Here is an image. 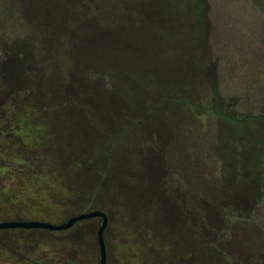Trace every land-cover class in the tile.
<instances>
[{
	"label": "rangeland",
	"instance_id": "374dc122",
	"mask_svg": "<svg viewBox=\"0 0 264 264\" xmlns=\"http://www.w3.org/2000/svg\"><path fill=\"white\" fill-rule=\"evenodd\" d=\"M67 5L0 0V58L19 39L49 74L24 75L19 122L2 131L0 221L58 223L100 209L107 264H264V0H208L200 16L191 0H80L87 14L73 9L69 21ZM65 23L72 35L57 40ZM208 51L234 113L261 116L197 121L167 101L137 118L188 75L185 94L206 99L183 58ZM97 69L109 79L87 75ZM100 220L0 229V264L61 252L55 264H98Z\"/></svg>",
	"mask_w": 264,
	"mask_h": 264
},
{
	"label": "trees",
	"instance_id": "16d2710c",
	"mask_svg": "<svg viewBox=\"0 0 264 264\" xmlns=\"http://www.w3.org/2000/svg\"><path fill=\"white\" fill-rule=\"evenodd\" d=\"M67 8H64L63 10V19H68V14L70 12H73V9L75 12L79 13V15H82L81 17H85L87 14L86 11L84 12H78V2L80 3V0H65ZM85 1H90V0H85ZM192 4L195 5L194 10L196 14L199 16L201 15V9H203L204 5H207L208 0H191ZM72 2V4L70 3ZM203 4V6H202ZM68 8L71 9L68 11ZM81 8V5L79 7ZM68 12V14H67ZM46 15V9H45ZM76 13V14H77ZM75 13H73V19H74ZM76 16V15H75ZM198 16V17H199ZM48 17V16H46ZM54 17H60L62 18V12L59 13L58 15L55 14ZM72 17V16H71ZM49 18V17H48ZM59 20V19H57ZM72 20L71 19H68ZM59 22V21H58ZM28 23L30 24L31 28L32 25H35L38 28V25L36 22H33V19H29ZM28 24V25H29ZM66 24V23H65ZM70 24H66L64 28L62 29V32L58 33L59 36H53L57 40L60 38H66V37H71L72 32L68 29V26ZM35 29V28H34ZM37 30V29H36ZM40 30V29H38ZM42 31V30H41ZM43 33V37L47 39L49 34H47V31ZM35 34L28 33V40H32L31 38H34ZM26 38V37H22ZM19 39H16L13 41L12 45L7 49V51L2 55V58H0V105H2L1 110H0V137H2L3 134V129L5 128H12V126L17 125L16 123L19 119V111H16L17 108H20V105H22V99H25V95H23L25 88L28 87V84L30 82L28 81L27 78L24 77L26 76L27 73L34 75V71L37 73L45 74L48 75V62L43 61V62H38L37 65H32L33 60L30 56V47L25 48L24 45H20L21 42H19ZM56 45L58 42H55ZM129 47V46H127ZM201 48V47H200ZM210 51H208V54H206L203 57H197L196 55L188 58L185 57L183 58V61L185 63V67H187V64L189 63L190 65V70L193 72L194 80L198 83L203 84V89L206 90L207 97L206 99L199 100L198 97L194 96L191 97V95L187 96L185 94V91H187V88L189 86V75L188 77L186 76L183 80L182 83H180L177 80V84H174L173 87L166 88L164 90L158 91L156 94H154V97H149V102L147 104H144L145 108H142V112L137 118H143L146 116V114L149 112L151 108H153L156 104L158 105L160 102H167V101H172L175 103H181V106L188 110L192 115H195L198 121V117H214L217 120H221L222 117L231 119L232 122L234 123H240L243 122L245 119H255L259 116L260 114H251V113H240L236 114L233 111V108L237 104L236 102V95H226L220 92V86H219V72L217 71V66L218 63L216 62V58L214 54H209ZM48 61V59H47ZM92 74L87 73V75H93L95 77H107V75L97 69L94 71H90ZM94 72V73H93ZM38 75V74H37ZM22 77L25 78L24 83H20L22 80ZM109 79V78H108ZM40 82V80H38ZM192 83V81H191ZM30 86V85H29ZM40 87V85H39ZM116 94V93H115ZM10 101V105L6 107V103ZM55 104H57L55 102ZM225 108V110H223ZM144 109V110H143ZM228 113L229 115L225 114ZM19 122V121H18ZM15 124V125H14ZM118 138V134H115L113 136H110L108 139V146H107V151L104 152L105 158H104V163H103V169L101 173H99V177L101 178L102 174L105 175L107 171L109 170L106 169L105 166L109 165V160L111 159V151L113 148V145Z\"/></svg>",
	"mask_w": 264,
	"mask_h": 264
},
{
	"label": "water",
	"instance_id": "95a60500",
	"mask_svg": "<svg viewBox=\"0 0 264 264\" xmlns=\"http://www.w3.org/2000/svg\"><path fill=\"white\" fill-rule=\"evenodd\" d=\"M99 217L100 224L96 230L98 250H99V260L98 264L106 263V246L104 242L103 232L108 223L107 214L100 209H93L86 212H80L66 218L65 220L54 223L45 220L31 219V220H2L0 221V229H46L51 231H61L72 227L75 223L89 219Z\"/></svg>",
	"mask_w": 264,
	"mask_h": 264
},
{
	"label": "flooded vegetation",
	"instance_id": "af4514ba",
	"mask_svg": "<svg viewBox=\"0 0 264 264\" xmlns=\"http://www.w3.org/2000/svg\"><path fill=\"white\" fill-rule=\"evenodd\" d=\"M11 253L14 254V251H12ZM64 257H65V254H62V252H61L58 255H56V257L54 259L53 258L50 260L44 259V260H42L43 262H41V260H40L41 257H39L38 259L32 260V259H29L27 256L22 255L20 258L25 259L26 261H29L32 264H55L56 262L63 260ZM41 259H43V258H41ZM106 263H107V259H106Z\"/></svg>",
	"mask_w": 264,
	"mask_h": 264
}]
</instances>
